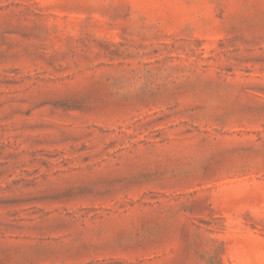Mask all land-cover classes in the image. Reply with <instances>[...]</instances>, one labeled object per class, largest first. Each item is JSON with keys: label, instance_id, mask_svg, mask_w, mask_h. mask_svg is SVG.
<instances>
[{"label": "rangeland", "instance_id": "obj_1", "mask_svg": "<svg viewBox=\"0 0 264 264\" xmlns=\"http://www.w3.org/2000/svg\"><path fill=\"white\" fill-rule=\"evenodd\" d=\"M0 264H264V0H0Z\"/></svg>", "mask_w": 264, "mask_h": 264}]
</instances>
